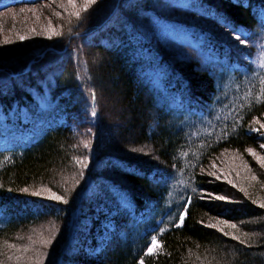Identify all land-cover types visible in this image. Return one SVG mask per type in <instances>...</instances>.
<instances>
[{
  "label": "trees",
  "instance_id": "1",
  "mask_svg": "<svg viewBox=\"0 0 264 264\" xmlns=\"http://www.w3.org/2000/svg\"><path fill=\"white\" fill-rule=\"evenodd\" d=\"M49 1L0 0V137L8 136L0 144V264L14 261L41 227L65 221L51 264H264V208L255 189L241 192L209 168L222 151L243 154L264 142L250 123L264 114V98L257 100L264 72L195 28L197 45L242 82L232 100L223 99L216 74L180 68L138 36L140 10L162 16L156 0H122L112 16L113 5L95 3L61 38L10 52L7 45L30 31L39 36L44 17L53 23ZM187 6L236 31L264 25V0ZM32 10L38 22L9 27ZM42 101L49 106L34 127L9 135L23 110L33 114ZM218 222L236 227L228 234ZM153 236L159 247L148 255Z\"/></svg>",
  "mask_w": 264,
  "mask_h": 264
},
{
  "label": "rangeland",
  "instance_id": "2",
  "mask_svg": "<svg viewBox=\"0 0 264 264\" xmlns=\"http://www.w3.org/2000/svg\"><path fill=\"white\" fill-rule=\"evenodd\" d=\"M49 2H53L51 5L55 7V10H53L55 14L52 16L53 23H51L47 17H44V25L38 30L39 36H35L34 32L30 31L25 36V39H18V35L13 34L12 38H10L11 41L18 40L14 44L7 45L6 48L10 52H13L12 49L16 47H18L17 51L33 50L39 47L40 43L44 40L48 43L50 40L61 38L64 29L68 28L67 25L72 23L77 17L74 13L84 9L85 4V0H71V2L70 0H50ZM121 2L122 0H96L95 3L97 4V8L113 5L114 9L110 13L112 16L116 7H119ZM156 3L157 9L162 16L141 10L137 13L138 36L144 38L153 47L158 48L166 56L168 61L180 68L191 67L195 74L202 71L207 74H216L218 76V85L223 99L225 98L227 101H229V99L232 100L233 95L238 94L239 89H242V82L236 78L235 73L233 75L224 73V70H221L220 64L211 60L208 52L197 45L194 40L195 28L200 27L210 31L212 34L216 35L222 43L228 46L241 63L250 65L254 70L264 72L263 24L260 23L249 31L244 29L236 31L229 25L221 23L208 15H200L191 12L187 6L188 0H156ZM40 15L38 10H32L28 11L24 16H15L9 27L13 28L21 22L28 23L30 27L34 22L39 21ZM57 32L60 33V35L53 34ZM237 35L241 36V38L245 39L247 42L241 44L235 38ZM1 49L2 45H0V50ZM48 106L49 104L45 102L40 103L38 110L33 114L23 110L21 114L22 123H17L14 126L10 125L9 135L27 132L32 129L38 122L36 117L42 112V108ZM4 118V115L0 113V121L2 124H4ZM56 121L65 123L62 115H57ZM250 123L253 129H257L253 131H255L260 138H263L264 114L260 118L252 119ZM71 128L73 130L74 126L72 125ZM7 138L8 136L2 135L0 137V144H4ZM262 144H264V142L259 143L258 147L255 149L247 148L243 154L236 151H222L214 157V161L209 163V168L211 169L210 175L214 173L217 179L234 186L237 190L243 189V192L248 194H253L252 190L255 189L257 193V197L255 198L258 205L264 203V183L258 175L260 170L264 173V167L261 166L260 161L257 159V157H264V148L260 147ZM248 149H252L255 155L250 154ZM86 150L88 149H84V154ZM144 156V158H147V155ZM142 161L153 163L152 159H143ZM249 161L256 167L250 165ZM81 168H87V164L85 163ZM229 181H231V183H229ZM30 193L33 195H35L34 193H39V195L35 196L45 198H51L53 195V192L47 190H35L30 191ZM220 200L228 199L225 198ZM1 223L2 219L0 215V224ZM68 224L69 222L65 221L61 224H49L41 227V229L37 230L35 235L29 240V245L18 249V252L13 255L14 261L7 264H17L20 261H23L24 264H51L54 256L52 251L58 246L59 242L60 244L63 242L64 233ZM214 224L215 227L225 232L234 228L232 225L224 222ZM230 233L231 232H228V234ZM150 245L151 242L149 246Z\"/></svg>",
  "mask_w": 264,
  "mask_h": 264
},
{
  "label": "snow or ice",
  "instance_id": "3",
  "mask_svg": "<svg viewBox=\"0 0 264 264\" xmlns=\"http://www.w3.org/2000/svg\"><path fill=\"white\" fill-rule=\"evenodd\" d=\"M70 2H71V0H70ZM95 2H96V0H85L84 10L86 11L87 8H88L91 4H94ZM74 15H76L77 17H79L80 13H79V12H76V13H74ZM53 34H54V35H60V33H58V32H57V33H53ZM235 38H236L241 44H244V43L247 42L245 39H242L241 36H239V35H237ZM20 39H25V37L21 36ZM6 42H10V41H6ZM261 98H264V94H261V96H258V97H257V100H260ZM93 115H95L94 112H93ZM253 130H257V129H253ZM86 147H87V145H86ZM260 147H261V148H264V144H262ZM248 151H249L250 154L255 155V153L253 152L252 149H248ZM257 159L260 161L261 166L264 167V157H257ZM213 175H214V173H213ZM254 178H255V177H254ZM229 183H231V181H229ZM241 190L243 191V189H241ZM34 194H35V195H39V193H34ZM208 195H211V194H208ZM51 198H52V199H56V200H61V199H62V197L57 196L55 193H53V195H52ZM202 198H203V197H202ZM215 198H216V199H225V197H223V196H217V197H215ZM189 203H190V198H189ZM254 203H255V202H254ZM260 207H261V208H264V203H261V204H260ZM186 212H187V205H185V211H184L183 213L180 214V221H181V223H182L183 220H184V216H185ZM232 227H236V225H232ZM162 231H163V230H162ZM224 234L227 235V233H224ZM234 238H236V237H234ZM49 242H50V241H49ZM241 243H243V241H241ZM157 247H159V241L157 240V237H156V236H153V237L151 238V245L147 248V252H146V254H148V255L153 254L154 249H156ZM141 264H143V259L141 260Z\"/></svg>",
  "mask_w": 264,
  "mask_h": 264
}]
</instances>
